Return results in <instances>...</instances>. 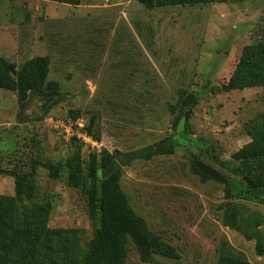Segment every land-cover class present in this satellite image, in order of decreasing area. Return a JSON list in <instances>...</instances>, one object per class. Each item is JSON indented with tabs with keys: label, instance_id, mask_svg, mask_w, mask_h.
Returning a JSON list of instances; mask_svg holds the SVG:
<instances>
[{
	"label": "rangeland",
	"instance_id": "rangeland-1",
	"mask_svg": "<svg viewBox=\"0 0 264 264\" xmlns=\"http://www.w3.org/2000/svg\"><path fill=\"white\" fill-rule=\"evenodd\" d=\"M33 4L0 0V23L22 20L20 32L34 42L21 50L16 67L44 57V81L55 83L58 95L31 96L22 108L13 91L0 99V195H14L6 173L32 172L35 194L23 201L30 226L63 231L82 264L94 232L84 193L65 182L64 169L53 178L44 165L77 153L84 174L92 155L98 161L102 150L115 152L119 186L157 238L145 257L128 240L122 264H218L235 255L264 264V204L238 194L241 179L225 167L250 142L246 127L264 123L261 88L219 90L242 48L264 40V0L156 7L80 0L75 10L53 11ZM56 120L82 122L93 144L64 137ZM72 129L79 131L76 124ZM194 160L228 183L203 178ZM109 171L98 170V179ZM234 210L260 219L247 227L259 231L260 255L256 239L223 226V213Z\"/></svg>",
	"mask_w": 264,
	"mask_h": 264
},
{
	"label": "trees",
	"instance_id": "trees-1",
	"mask_svg": "<svg viewBox=\"0 0 264 264\" xmlns=\"http://www.w3.org/2000/svg\"><path fill=\"white\" fill-rule=\"evenodd\" d=\"M75 6L80 0H49ZM146 7L183 4H212L234 2L238 0H137ZM46 59L36 57L20 67H15L0 58V88L13 91L18 107L22 108L31 96L55 98L58 88L55 83H45ZM250 87L261 88V99L264 105V40L245 45L221 91L241 90ZM45 93H44V92ZM93 118L86 132L90 133ZM250 142L235 151L231 158L237 163L226 165L227 171L238 176L241 184L236 187L237 193L244 194L247 200H259L264 204V123L248 125L245 129ZM92 155L81 172L77 153L57 165H44L53 178L65 171V182L81 189L84 193L87 216L94 227L93 236L87 243L82 255V264H122L126 257V245L130 240L141 257L155 251L156 237L149 234L143 221L131 209L127 197L119 186L120 170L116 166L115 152L105 150ZM194 170L207 180L226 184L228 180L211 165L194 160ZM110 169L106 176L99 180L98 170ZM14 180V195H0V264H76L70 254L68 240L60 230H35L30 226L26 201L32 200L35 194L33 173L9 171ZM236 186V185H235ZM254 222V223H253ZM260 219L253 216L239 217L236 211L224 212L222 224L236 230L250 240L256 239L258 254L261 251V239L257 229L248 230ZM218 264H248L239 255L226 256Z\"/></svg>",
	"mask_w": 264,
	"mask_h": 264
},
{
	"label": "crops",
	"instance_id": "crops-1",
	"mask_svg": "<svg viewBox=\"0 0 264 264\" xmlns=\"http://www.w3.org/2000/svg\"><path fill=\"white\" fill-rule=\"evenodd\" d=\"M35 4H33V10H37L38 6L48 11L57 10L61 8V6H65L66 8H71L75 10L77 6H72L63 3H57L49 0H33ZM74 7V9H73ZM10 8V5H9ZM33 21L32 19H30ZM21 19L10 20V22L6 24L0 23V58L8 63L13 64L15 67L18 66L20 52L27 47V44H31L34 42L32 36L22 34L20 32ZM9 91L0 88V99L4 98ZM13 96V95H12Z\"/></svg>",
	"mask_w": 264,
	"mask_h": 264
},
{
	"label": "built area",
	"instance_id": "built-area-1",
	"mask_svg": "<svg viewBox=\"0 0 264 264\" xmlns=\"http://www.w3.org/2000/svg\"><path fill=\"white\" fill-rule=\"evenodd\" d=\"M55 123H56L55 129L57 131H59L60 133H62L64 137L75 136L78 139H81L83 142L84 141H89L90 142L89 136L83 131V123L82 122L75 121L73 123L72 121H68L67 125H65V126L59 120H56ZM73 124H76L77 125L79 131H75L73 133V129H72ZM90 143H92V142H90Z\"/></svg>",
	"mask_w": 264,
	"mask_h": 264
}]
</instances>
